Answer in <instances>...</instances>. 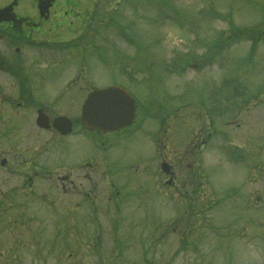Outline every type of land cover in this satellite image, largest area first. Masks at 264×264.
<instances>
[{
    "label": "rangeland",
    "instance_id": "obj_1",
    "mask_svg": "<svg viewBox=\"0 0 264 264\" xmlns=\"http://www.w3.org/2000/svg\"><path fill=\"white\" fill-rule=\"evenodd\" d=\"M32 1L18 0L17 12L32 13ZM94 2L103 15L116 9L115 23L107 28L100 25L94 47L68 44L53 54L45 51L48 58L57 57L59 64L39 70L35 83L45 90L48 100H63V107L68 97L79 103L93 88H126L139 111L127 130L134 133L106 153L114 176L101 166L105 174L99 171L98 177H104L98 179L96 188L84 186L77 189L80 194H72L74 199L83 196L76 209L79 215L67 218L60 229V221L57 224L49 216L46 200H35L30 208L45 213L43 220L23 217L25 225L20 228L16 227L23 223L19 218L9 220V227L15 224L11 233L5 232L3 224L1 236H9L11 243L2 242L0 236V264H264V247L259 244L264 236L259 228L250 225L247 235H241L235 221L258 220L256 210L262 209L253 204L251 209L247 198L253 177L264 169V103L254 96L264 87V38H232L231 44L221 40L232 25L264 28V0ZM81 20L69 37L85 38L82 29L87 21ZM50 27L53 33H66L62 26L59 30ZM33 63L34 68L41 64ZM76 73L78 81L61 93ZM168 111L171 130L169 125L162 128L160 159L179 163L183 170L176 171L169 191L161 175H157L159 189H154L144 172L135 171L150 164L151 175L157 173L150 132ZM204 111L207 123L212 124L206 134ZM194 131L208 140L197 162L198 172L203 165L208 186H194L196 190L185 176L190 172L184 171L189 162L185 148ZM193 139L195 144L201 141L200 135ZM122 146L119 169L114 152ZM63 147L77 149L84 158L92 151L82 137L79 148L78 137L69 138ZM100 151L96 147L95 154ZM128 164L133 168H126ZM259 181H264V174ZM200 182L196 184L201 186ZM139 185L147 196H141ZM92 198H96L95 211L88 213L83 203L90 204ZM251 231L255 238L248 237Z\"/></svg>",
    "mask_w": 264,
    "mask_h": 264
},
{
    "label": "flooded vegetation",
    "instance_id": "obj_2",
    "mask_svg": "<svg viewBox=\"0 0 264 264\" xmlns=\"http://www.w3.org/2000/svg\"><path fill=\"white\" fill-rule=\"evenodd\" d=\"M51 2L47 19L41 18L35 9L32 13H17L16 2L4 15L7 19L0 21V222L16 218L20 220L26 216L32 219L38 215L42 217L43 214L32 212L30 208L35 200H46L51 210L50 216L55 215L59 219L60 228L65 216L75 218V215H79L76 209L80 208L83 196L74 199L72 194H80L77 189L84 186L96 188L98 179L104 177H98L99 171L104 173L100 170L103 164L106 174H111V161L105 154L112 145L122 141L127 128L105 135L88 132L80 125L79 104L73 98L68 97L67 103H61L65 107L60 106V102L49 101L45 97V90L35 83L38 70L32 68V60L38 54L32 52L33 46L47 47L49 44L52 48L58 44V41L46 35L44 26L57 19L66 22L71 14L78 13L74 0ZM12 3L13 0L0 1V9ZM69 23L72 24L71 21ZM69 89L67 87L64 91ZM263 94L264 91L260 92V95ZM61 116L70 120L71 127L67 134L62 133L63 125L55 123V119ZM73 137H78V148L79 137L88 142L92 151L87 158L77 149L63 147V143ZM156 137L159 138V126ZM98 139L102 142H97ZM200 140L199 144H195V140L190 139L185 150L189 162L184 171L190 172L187 177L191 187L194 186L195 159H198L205 145V140ZM153 142L156 145V138ZM53 145L57 147L52 148ZM96 147L101 150L97 155ZM96 156L101 158L99 162L95 160ZM115 157L116 166L120 169V155ZM165 159L171 172L168 176L172 178L169 189H172L177 167L168 158ZM160 160V156L155 157L156 165ZM148 168L145 167L147 180L157 185V177H153ZM168 178L165 176L163 182ZM45 184L46 188L43 187ZM85 194L90 196V192ZM251 194V205L255 208L262 206L261 210H256L260 215L256 223L264 236V181H253ZM69 195L73 197L72 200L62 199ZM95 199L92 198L90 204L83 203L88 213L95 211ZM10 228L14 231L15 224ZM261 245L264 247V239Z\"/></svg>",
    "mask_w": 264,
    "mask_h": 264
},
{
    "label": "water",
    "instance_id": "obj_3",
    "mask_svg": "<svg viewBox=\"0 0 264 264\" xmlns=\"http://www.w3.org/2000/svg\"><path fill=\"white\" fill-rule=\"evenodd\" d=\"M39 8L43 13L47 11L48 5L39 1ZM134 114L131 96L120 87H108L89 94L82 107L81 123L90 131L107 133L130 125ZM56 122L63 125V134L68 132L69 121L60 119Z\"/></svg>",
    "mask_w": 264,
    "mask_h": 264
},
{
    "label": "trees",
    "instance_id": "obj_4",
    "mask_svg": "<svg viewBox=\"0 0 264 264\" xmlns=\"http://www.w3.org/2000/svg\"><path fill=\"white\" fill-rule=\"evenodd\" d=\"M259 29H246V28H238L232 25V28L229 30V32L225 35H223L222 40L223 42L230 43L233 41L232 38L238 39H244V37H251L253 36L256 39L258 38H264V28L258 26Z\"/></svg>",
    "mask_w": 264,
    "mask_h": 264
}]
</instances>
